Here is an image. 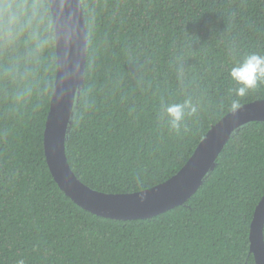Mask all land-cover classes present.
Listing matches in <instances>:
<instances>
[{"label":"trees","instance_id":"16d2710c","mask_svg":"<svg viewBox=\"0 0 264 264\" xmlns=\"http://www.w3.org/2000/svg\"><path fill=\"white\" fill-rule=\"evenodd\" d=\"M14 2L37 4L39 16L12 37L0 29V264H256L264 121L235 130L184 204L148 218L93 213L61 189L45 153L58 72L50 2ZM82 4L88 53L66 153L92 188L126 193L167 180L234 99H264V84L238 97L230 78L248 54L264 56V0ZM186 103L173 128L167 108Z\"/></svg>","mask_w":264,"mask_h":264},{"label":"water","instance_id":"95a60500","mask_svg":"<svg viewBox=\"0 0 264 264\" xmlns=\"http://www.w3.org/2000/svg\"><path fill=\"white\" fill-rule=\"evenodd\" d=\"M49 2L54 20L58 72L45 128V153L61 189L83 208L113 219H137L153 217L184 204L201 186L235 130L251 121H264V99L248 102L214 124L185 165L167 180L126 193L92 188L73 171L66 153L67 134L83 85L88 53L83 4L82 0ZM250 247L256 264H264V195L251 222Z\"/></svg>","mask_w":264,"mask_h":264},{"label":"clouds","instance_id":"9594fccd","mask_svg":"<svg viewBox=\"0 0 264 264\" xmlns=\"http://www.w3.org/2000/svg\"><path fill=\"white\" fill-rule=\"evenodd\" d=\"M38 5H29L26 2H14V0H0V29L12 37L25 28L30 27L34 20L38 19ZM43 43V42H42ZM230 78L239 85L235 89L238 97L244 96L250 91H254L258 86L264 84V56L250 53L241 61L236 62L230 69ZM184 105H172L167 108V113L171 117L173 128H178L179 123L184 119ZM239 107L238 100L234 99L231 103L233 110ZM195 111V109H193Z\"/></svg>","mask_w":264,"mask_h":264}]
</instances>
